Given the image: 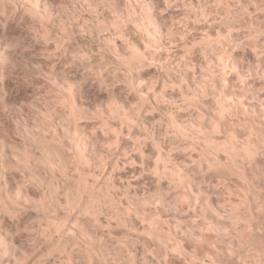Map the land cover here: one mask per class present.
I'll return each mask as SVG.
<instances>
[{
	"label": "clouds",
	"instance_id": "9594fccd",
	"mask_svg": "<svg viewBox=\"0 0 264 264\" xmlns=\"http://www.w3.org/2000/svg\"><path fill=\"white\" fill-rule=\"evenodd\" d=\"M0 264H264V0H0Z\"/></svg>",
	"mask_w": 264,
	"mask_h": 264
}]
</instances>
